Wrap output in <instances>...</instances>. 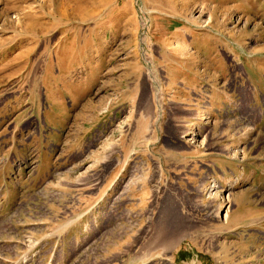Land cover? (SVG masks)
Wrapping results in <instances>:
<instances>
[{
    "label": "rangeland",
    "instance_id": "rangeland-1",
    "mask_svg": "<svg viewBox=\"0 0 264 264\" xmlns=\"http://www.w3.org/2000/svg\"><path fill=\"white\" fill-rule=\"evenodd\" d=\"M0 264H264V0H0Z\"/></svg>",
    "mask_w": 264,
    "mask_h": 264
}]
</instances>
